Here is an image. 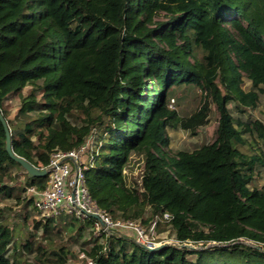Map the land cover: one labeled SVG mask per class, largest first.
<instances>
[{
  "label": "trees",
  "instance_id": "1",
  "mask_svg": "<svg viewBox=\"0 0 264 264\" xmlns=\"http://www.w3.org/2000/svg\"><path fill=\"white\" fill-rule=\"evenodd\" d=\"M182 84L201 93L188 115L169 102ZM262 93L264 0H0V110L13 152L44 168L54 150L94 136L83 170L91 199L113 219L149 234L167 229L177 242L148 250L125 234H96L92 217L35 218L27 189L41 191L47 174L24 171L23 184L11 185L20 165L0 123V202L15 199L22 224L30 221L24 240L0 221V264H70L55 237L74 230L82 239L87 228L81 250L96 264H264V185L254 186L264 120L230 109L254 108ZM15 97L11 119L6 100ZM210 103L215 139L166 151V128L194 133ZM133 156L139 173L127 185Z\"/></svg>",
  "mask_w": 264,
  "mask_h": 264
},
{
  "label": "rangeland",
  "instance_id": "2",
  "mask_svg": "<svg viewBox=\"0 0 264 264\" xmlns=\"http://www.w3.org/2000/svg\"><path fill=\"white\" fill-rule=\"evenodd\" d=\"M164 13H160L157 18L163 19ZM200 55V54H199ZM245 87H248V82H245ZM28 90V87H25L22 92L25 93ZM201 99V93L196 86L193 85H185L182 84L179 87L173 88V91L170 95L169 102L178 109L180 114L188 115L198 106V103ZM7 106L10 110L9 118L13 119L17 115L18 107H19V99L17 97L10 98L6 100ZM210 112L208 116V121L204 125L198 127L194 133L190 130L182 129L180 127L175 128H166V135L168 138V145L165 147V150L173 153L178 150H194L201 146L204 143L212 142L215 139V130L217 125V112L215 110V106L213 103H210ZM232 114L234 117H240L243 120H255L260 119L264 120V93H262L259 97L257 105L254 108H249L244 110L242 113H238L234 108L233 105L230 106ZM89 142L91 143V148L95 142V137H89ZM257 146L263 148L264 145L257 140ZM90 147V146H89ZM130 167L126 174V183L127 185H133V181L138 176L139 173V160L137 157L133 156L130 161ZM12 174L16 177V180L11 183L14 184H23L24 178L22 174L24 170L20 168H12ZM264 185V168L259 167L256 168L255 176H254V186L262 187ZM20 203H17L15 199L7 200L3 199L0 202V208L2 209V214H0V221H4L8 226L14 227V234L16 235L17 240H24L27 233L30 230V221L28 223L22 224V210L20 207ZM30 211L32 212L35 218H42L45 216L40 215L35 208L30 207ZM61 218L66 221L69 219V215L65 212L61 213ZM148 238L154 240V237L160 239L161 242H170L174 241V236L170 235L167 229L161 233L152 234L147 233ZM84 238L78 239L77 232L72 231H65L62 236L55 237L56 244H64V246L70 251V264H84L81 260L77 257L80 251H82L83 239L90 240V228H87L83 231ZM127 236L132 238L136 241V236L133 232H128ZM93 240V239H91ZM90 243V242H89ZM27 260L30 262H34L32 256H27Z\"/></svg>",
  "mask_w": 264,
  "mask_h": 264
},
{
  "label": "built area",
  "instance_id": "3",
  "mask_svg": "<svg viewBox=\"0 0 264 264\" xmlns=\"http://www.w3.org/2000/svg\"><path fill=\"white\" fill-rule=\"evenodd\" d=\"M90 146V147H89ZM91 149L89 138L78 148L67 151L54 150L50 155L48 164L44 167L47 170V182L41 191L34 187L27 189L28 194L34 195V205L37 212L42 216L59 215L62 212L75 218L89 217L95 214L100 222L94 219V231L117 232L127 235L133 232L136 241L144 246L157 244L148 238L142 226L133 220L113 219L105 210L100 208L91 199L84 184L83 170L92 163L88 156ZM168 219V214L163 215ZM77 257L84 264H96L94 260L80 251Z\"/></svg>",
  "mask_w": 264,
  "mask_h": 264
},
{
  "label": "water",
  "instance_id": "4",
  "mask_svg": "<svg viewBox=\"0 0 264 264\" xmlns=\"http://www.w3.org/2000/svg\"><path fill=\"white\" fill-rule=\"evenodd\" d=\"M0 123L2 125L3 131H4V136H5V151L8 154V156L14 160L15 162H17L20 167L31 177H40V176H45L47 174V170L45 168H38L36 166H34L33 164H31L30 162H28L27 160H25L23 157L15 154L12 150L11 147V143H10V131L8 128V124L6 119L3 117L2 112L0 110ZM89 217L95 218L97 219L100 224L103 226L102 222L100 221L99 217L95 214H89ZM168 244H177V242L174 241H170V242H161V243H157L153 246H144V248L148 249V250H156L162 246L168 245ZM180 246H185V247H193L191 244L189 243H182L180 244Z\"/></svg>",
  "mask_w": 264,
  "mask_h": 264
}]
</instances>
